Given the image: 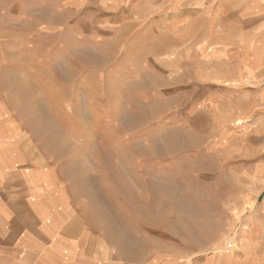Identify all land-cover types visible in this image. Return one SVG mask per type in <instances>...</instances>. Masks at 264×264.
Segmentation results:
<instances>
[{
	"label": "rangeland",
	"instance_id": "1",
	"mask_svg": "<svg viewBox=\"0 0 264 264\" xmlns=\"http://www.w3.org/2000/svg\"><path fill=\"white\" fill-rule=\"evenodd\" d=\"M6 117L106 263L264 264V0H0Z\"/></svg>",
	"mask_w": 264,
	"mask_h": 264
},
{
	"label": "crops",
	"instance_id": "2",
	"mask_svg": "<svg viewBox=\"0 0 264 264\" xmlns=\"http://www.w3.org/2000/svg\"><path fill=\"white\" fill-rule=\"evenodd\" d=\"M11 118L0 119V264H110L84 238L88 230L67 196L53 193L25 148L16 145ZM257 225L251 226V245L263 232Z\"/></svg>",
	"mask_w": 264,
	"mask_h": 264
},
{
	"label": "bare ground",
	"instance_id": "3",
	"mask_svg": "<svg viewBox=\"0 0 264 264\" xmlns=\"http://www.w3.org/2000/svg\"><path fill=\"white\" fill-rule=\"evenodd\" d=\"M4 77V76H3ZM137 185V184H136ZM141 261V260H140Z\"/></svg>",
	"mask_w": 264,
	"mask_h": 264
}]
</instances>
